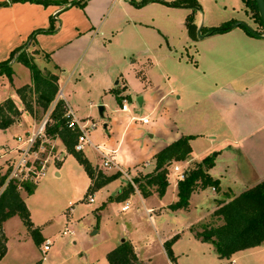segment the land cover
<instances>
[{
  "label": "crops",
  "instance_id": "1",
  "mask_svg": "<svg viewBox=\"0 0 264 264\" xmlns=\"http://www.w3.org/2000/svg\"><path fill=\"white\" fill-rule=\"evenodd\" d=\"M8 1L0 0V3ZM175 1L65 0V3L59 1L48 6L17 2L0 7V63L23 46L33 32L49 29L53 21L55 31L37 34L35 42L28 46L26 52L33 57L42 73L57 76L62 102L72 109L76 119L96 123L98 116L103 122L102 128L107 135L105 145L94 144L89 134L91 145L81 152L105 176L117 175L95 192L101 203L94 210L98 221L109 209L111 201L117 202L114 203L117 216L113 218V225L108 226L107 220H104L100 226L97 224L96 231H91V236L98 235L100 231L103 233L97 242L101 247L99 264H108L106 255L122 241L132 245L139 264H238L241 253L262 247L239 251L230 259H220L212 245L199 241L191 228L210 222L218 205L227 203L230 200L228 197L237 196L264 180V40L250 37L240 28L191 40L184 25L191 10L162 3ZM195 1L199 5L194 14L197 29L243 22L259 32L260 36L264 35L251 23L243 0ZM71 2H79L83 7L70 6ZM175 40H182L178 51L172 45ZM150 43L157 44L158 48L163 43L167 48L163 52L159 48L155 57L149 49ZM132 56L134 59L128 63ZM159 63L165 66L169 63L174 68V75L170 73L171 70H161L163 90L149 77L150 70ZM16 66L24 67L12 61L13 74ZM28 75V82L21 86L8 80L12 93L10 99L22 114L6 129L15 127L19 133L12 139L14 145H0V160L14 158L16 153L11 150L17 145L15 138L34 131L44 117L43 114L36 123L34 115L31 116L18 106L21 101L15 89L32 84L29 70ZM69 85V92L64 93ZM157 89V103L174 106L175 111L170 115L169 110L160 114L155 126H150L149 122L143 126L148 129V138L151 139L143 147L132 144L128 142L129 133L135 132L136 126L129 118V108L123 112L121 105L126 98L130 99L135 94L137 103L141 99L139 106L146 102L147 107H150ZM180 90L187 91L191 96V108L197 107L194 115L187 113V109L179 113L177 101L182 97ZM136 92L142 93V96L139 97ZM113 93L123 99L119 114L117 110L113 112L105 101ZM100 106L103 108L102 116L98 113ZM34 108L42 110L40 107ZM203 126L206 131H201ZM156 133L157 137L154 136ZM182 136L192 139L189 141V159L177 162L180 169L187 170L189 163H200L212 156L213 167L208 173L218 181V188L196 190L191 194L185 210L170 209L177 201V183L174 181H169L162 197L154 191L147 197H143L138 189L127 192L128 178L132 180L150 174L154 169V156ZM198 141L206 146L204 151L196 153L194 144ZM52 143L59 146L57 152H60L61 160L51 164L48 173L60 178L62 162L70 154L58 137L52 139ZM100 151L111 159L108 168L102 165L105 159ZM213 152L216 156H213ZM91 156L93 159H90ZM82 182L81 190L85 193L91 181L86 175ZM37 188L38 184L33 193ZM20 196L42 240L49 239L52 242L46 235L42 236L46 219L40 218L39 212L33 214L27 205L26 199L30 195L24 192ZM127 203L128 209L122 211ZM12 219H18L19 224H22L17 216L2 224L6 251L0 264L11 254L8 247L11 238L20 248L34 245L27 230L23 234L7 233L6 223ZM68 223L76 227L67 220L66 225ZM70 230L74 234V230ZM175 236L177 238L171 246V261L163 245ZM47 253L43 263H32L34 254L24 256L22 253L19 262L22 264L25 259L30 264H44L48 262ZM78 255L80 264L93 263L92 257L85 254L84 250L80 249Z\"/></svg>",
  "mask_w": 264,
  "mask_h": 264
},
{
  "label": "trees",
  "instance_id": "2",
  "mask_svg": "<svg viewBox=\"0 0 264 264\" xmlns=\"http://www.w3.org/2000/svg\"><path fill=\"white\" fill-rule=\"evenodd\" d=\"M59 1L65 3V0H10L0 3V7L17 2H30L48 6L56 4ZM243 2L248 11L253 10L255 22L263 29L254 0H243ZM162 3L175 8L191 10L184 24L191 40L198 39V31L201 37L204 35L226 33L231 30L227 28L235 23L229 22L217 28L206 29L202 27L196 30L194 14L195 10L199 8V5L195 0H177L170 4ZM74 5L83 7V4L79 2L70 3V6ZM238 28L242 29L250 37L260 36L256 31H254L255 35L250 33L243 25H239ZM54 31L55 27L52 21L49 29L33 32L23 46L14 50L7 60L0 63V75H5L9 82H11L13 74L11 68L12 61L22 64L29 70L32 84L15 89V93L24 107L23 111H26L31 116L34 114V106L46 111L55 100L58 92V78L51 73H42L35 65L32 56H27L26 49L30 44L35 42V36L37 34L53 33ZM40 96L45 97L48 102L40 99ZM116 99L119 103L123 100L119 96H116ZM63 106L62 100L56 102L50 114L51 121L45 128L46 135L51 139L58 137L66 151L74 156L90 179L91 184L87 189V193L95 192L113 181L117 175L105 176L100 170L93 167L82 153L74 150L79 133L76 130L68 129L66 119L63 117ZM21 114L22 111L17 108L10 98L0 103V131L6 130L13 125ZM191 139L190 136H182L177 141L167 145L154 156L155 164L153 171L142 178L133 179L134 184L143 197H147L152 191L156 192L159 197L164 195L169 183L168 175L170 168L174 163L186 161L191 155V147L189 144ZM212 167L213 157L208 156L200 163L195 164L193 168L185 171L184 179L177 182V201L170 206L171 210L187 209L191 194L198 189H205L207 187L218 188V181L212 179L208 173ZM7 172L8 170L1 173L0 170V260L6 251V239L1 232L2 224L11 217L17 216L21 220L36 246H40L43 243L39 229L34 227L30 221L29 212L20 196V192L17 190L16 184L9 181L5 185ZM22 189L27 195H31L35 186L24 184ZM130 191H133L131 186L127 189V192ZM228 198L230 200L227 203L221 202L218 205V208L211 216L210 222L199 224L195 229L191 228L194 236L199 241L212 245L220 259H230L235 253L259 247L264 242V180L242 191L237 196ZM176 238V236L173 237L163 245L165 253L171 261L173 260L171 246ZM106 260L108 264H139L132 245L127 241H123L115 249L110 251L106 255Z\"/></svg>",
  "mask_w": 264,
  "mask_h": 264
},
{
  "label": "rangeland",
  "instance_id": "3",
  "mask_svg": "<svg viewBox=\"0 0 264 264\" xmlns=\"http://www.w3.org/2000/svg\"><path fill=\"white\" fill-rule=\"evenodd\" d=\"M249 19L251 23H254L258 30H260L262 33H264L261 26H259L255 22V16L253 10L249 11ZM238 28V27H236ZM197 30V27H196ZM259 33V32H258ZM182 40H175L172 45L174 48L178 51L181 48ZM149 49L152 50L151 54L157 57L158 49L160 48V51L163 52L167 48L166 45L163 43L160 44V47L158 48V45L154 43L149 44ZM183 45V44H182ZM157 51V53H156ZM28 57H31L29 52H26ZM185 56V54H183ZM189 60L191 58L187 56ZM33 58V57H32ZM133 56L131 59H128V63H130L131 60H133ZM34 60V59H33ZM35 63V62H34ZM37 64V63H36ZM35 64V65H36ZM173 64V63H172ZM136 65V64H134ZM38 68V67H37ZM40 70V69H39ZM171 70V74L174 75V68L172 66H169V63L163 65L162 63L157 64L153 69L149 72L150 79L154 82V84L159 85L161 89L163 90V80H161V72L162 71ZM169 74V73H168ZM170 75V74H169ZM2 78L0 79V102L10 98V91L11 87L8 82V78L5 75H0ZM7 78V79H6ZM29 80L28 70L24 67H18L16 66L14 68V74L12 83L16 86H21L24 83H27ZM70 86H67L65 88L64 93L69 92ZM160 89V90H161ZM180 90L179 92H181ZM158 89L157 91H154L153 101L150 102V107H147V103L144 102L142 106H139V104L136 101V95L134 94L130 99L126 98L125 101L127 103V106L129 108V118L133 124L136 126V131H131L129 133V140L128 142L135 144V145H143L146 144L150 138H148V129L143 128L145 124H142L140 122L139 117L144 118L143 116H147L149 120L150 126H155L157 124V118L160 114L165 112L166 110H169L168 114L174 113V106L170 107L167 104L159 105L158 101ZM139 97L142 96V93L136 92ZM140 93V94H139ZM182 97L179 101H177V108L179 110H185L187 109L190 114H195L197 107L194 109L191 108V96L187 94V91H182ZM172 97V95L170 94ZM105 101H107L110 108L113 110L118 111L120 110V103L116 99L115 93L113 95L109 96ZM163 101V99H162ZM123 104V103H122ZM18 106L23 109L22 103H18ZM52 103L48 107L46 111L36 109L33 110L35 113L33 114L36 118L35 122L38 123L39 119L41 117L46 115L50 109H51ZM153 108H155L153 110ZM153 110V111H152ZM119 114V113H118ZM116 115V114H115ZM96 123L97 128L90 133V138L94 144L97 145H105V140L107 138L106 133H104V130L102 128L103 122L100 120V118L97 116ZM206 127L203 126L201 128V131H206ZM211 129V128H210ZM160 130V128H159ZM19 133L18 128L12 127L9 130H6L4 132H0V145L4 144H10L14 145L13 137ZM157 133L154 135L155 137ZM202 141V140H201ZM55 145V144H54ZM205 144L198 141V143L194 144V151L196 153L204 151ZM59 147V146H58ZM58 147L55 145V151L58 150ZM89 151V150H87ZM87 151H84L85 153ZM215 153V152H213ZM90 159H93L91 156ZM6 158L0 160V170L1 173L4 172L5 168L2 165ZM92 161V160H91ZM152 163V162H150ZM175 164V163H174ZM173 164V165H174ZM190 168H193L195 164H198L197 162H191ZM172 168V167H171ZM170 168V173L168 175L169 181L178 182L176 179L175 174H173L172 169ZM102 170V169H101ZM60 171L62 173L60 178H55L51 176V173H48L47 177L43 179L39 184L38 188L36 189V192H34L32 195L27 197V205L32 211L33 214H36L37 212L40 218H45V225L42 227L44 231L42 232V236L46 235L48 238L52 240V245L47 253V259L48 262H44V264H80L79 260V250H84V253L88 256L92 257L93 263L92 264H99L100 256H101V247L97 242L102 237V231L99 232L98 235L91 236V231L97 230V224L99 226L104 222V220H107L106 223L109 225H113V218H116V212L115 208L116 205L114 203H117L115 201H111L109 209L105 211L104 214L100 217V221H98V218L94 215V210L99 208L101 206L100 200L95 195V192L87 193V191L84 193L82 192L83 188V178L86 179V175L82 169V167L78 164L76 159L73 155L70 154V156L66 157L62 165L60 167ZM81 173V177L80 174ZM83 176V177H82ZM133 180V179H132ZM131 186L130 184H127V187ZM128 189V188H127ZM23 190H20L19 192L23 195ZM92 198V202H88V198ZM71 206H69V204ZM114 211V212H113ZM70 221L71 223H74L76 227L69 225H66V222ZM112 222V223H111ZM107 226V227H108ZM64 227H67V230L71 231L74 230V234H68L67 236L61 237L60 234L64 230ZM6 231L11 234H15L16 232H20L23 234L26 232L25 227L22 224H19L18 219H12L6 223ZM78 234H77V233ZM72 233V232H71ZM13 237V235H12ZM74 242V244H73ZM34 244V242H33ZM34 246V247H33ZM24 245L21 248L18 247L15 244V241L13 238L10 239V242L8 244V247L10 249L11 254L8 256L6 261L3 264H20L19 258L22 254L24 256L26 254H34V259L32 260L34 263L35 261L38 263L42 262V251L41 247L37 249L38 246L34 245ZM262 247L250 251H245L244 253H241L238 256V264H264V243L261 245ZM22 253V254H21ZM22 264H30L31 262H27L25 259L22 261ZM43 263V262H42Z\"/></svg>",
  "mask_w": 264,
  "mask_h": 264
},
{
  "label": "built area",
  "instance_id": "4",
  "mask_svg": "<svg viewBox=\"0 0 264 264\" xmlns=\"http://www.w3.org/2000/svg\"><path fill=\"white\" fill-rule=\"evenodd\" d=\"M62 98L61 92H58L55 100L52 102L51 109L40 121L37 128L32 132H28L15 138L17 145L11 151H14L16 156L5 160L2 164L5 168L4 172L8 170L5 185L9 181L14 182L18 191L23 190L22 186L24 184L36 186L46 177L50 165L61 160L60 152L55 151V145L52 143V139L46 135L45 128L51 121L50 114L56 102L62 100ZM63 107V117L66 119L68 129L76 130L79 133L74 145V150L81 153L86 146L91 145L89 134L96 129V123L91 120H78L75 118L74 113L69 106L64 103ZM121 111H128V106L125 101L121 105ZM140 122L142 124H148L149 120L147 118H141ZM97 149L100 148L97 146ZM100 152L105 159L102 165L104 168H108L110 166L111 159H108V154L102 151ZM171 169L175 174L177 181H182L184 179L186 170H181L177 163H175ZM125 177L128 178L127 175H125ZM128 182L134 190H137L133 180L128 178ZM87 200L88 202H92L91 197ZM127 209L128 203L123 206L122 211ZM68 234L72 233L65 229L61 232L60 236L63 237ZM51 245L52 242L49 239L44 240L41 244V251L43 254L42 259H44L45 254L49 251Z\"/></svg>",
  "mask_w": 264,
  "mask_h": 264
},
{
  "label": "water",
  "instance_id": "5",
  "mask_svg": "<svg viewBox=\"0 0 264 264\" xmlns=\"http://www.w3.org/2000/svg\"><path fill=\"white\" fill-rule=\"evenodd\" d=\"M254 2H255L256 9H257V12H258V15H259V18L261 20V23H262V26H263V30H264V0H254ZM239 25L245 26L250 33L255 35L254 30L252 28H250L247 24L243 23V22H235L234 24H232L227 29H233V28L238 27ZM197 34H198V38H201V36H199V31L197 32ZM259 37L264 40V35L263 36H259ZM40 99L48 102V100L45 97H43V96H40ZM138 103L139 104L141 103V99L140 98L138 99ZM102 111H103V108L100 106L98 108V113H99L100 116H102ZM213 156H216V154L213 153Z\"/></svg>",
  "mask_w": 264,
  "mask_h": 264
}]
</instances>
